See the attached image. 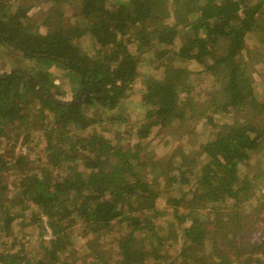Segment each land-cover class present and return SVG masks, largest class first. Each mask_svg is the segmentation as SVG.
<instances>
[{
  "label": "trees",
  "instance_id": "trees-1",
  "mask_svg": "<svg viewBox=\"0 0 264 264\" xmlns=\"http://www.w3.org/2000/svg\"><path fill=\"white\" fill-rule=\"evenodd\" d=\"M73 1L0 0V44L36 62L0 74V264H78L63 259L76 231L103 241L95 264L115 263L106 246L116 264H263L264 78L252 68L264 60V0H77L73 16L49 6ZM55 66L64 77L48 86ZM137 82L141 124L126 106ZM38 135L43 165L16 152ZM174 168L182 202L163 180ZM43 216L52 240L35 256L18 219L43 233ZM173 221L183 244L170 257L161 226Z\"/></svg>",
  "mask_w": 264,
  "mask_h": 264
},
{
  "label": "rangeland",
  "instance_id": "rangeland-1",
  "mask_svg": "<svg viewBox=\"0 0 264 264\" xmlns=\"http://www.w3.org/2000/svg\"><path fill=\"white\" fill-rule=\"evenodd\" d=\"M39 1V0H38ZM49 6H51L53 9L55 8V10L57 11H61L63 13H66L69 16H73L77 13H79V2L77 0L71 2L70 4H65V5H55L54 3H50ZM43 32V28L41 30ZM0 44V74H6L8 72H10L13 68L18 67V66H23V67H34L36 66V62L34 60H24L21 61L19 58H16L15 56H12L11 52H8L10 50V47L13 48V46L11 44H7L5 46ZM83 45L86 47V49L88 51L93 50V43L90 41L88 42H84ZM4 49H3V48ZM248 47H253V40H249L248 43ZM191 69H199V67L196 64H191L190 65ZM253 73L255 74V77L259 80L260 78H264V60H262L261 58L259 59V64H254L253 65ZM63 72L64 69L60 66H55L53 73V80L51 79L48 84V86H53L54 84H59V77H64L63 76ZM159 76H161V73L159 74ZM59 86V85H57ZM61 90L63 91H68L71 94V98L75 97V91L72 89V87H70L68 82L63 83L62 85H60ZM55 89V88H54ZM143 90V86L141 84V82H137L134 85V89L132 90L133 93L130 94L129 97H127V109L130 111L131 116H130V120L131 122H137V123H143L145 122V109L142 107L141 103H140V94L141 91ZM115 116V115H114ZM229 118H225L224 120L226 121H230L232 123H234L235 126V131L238 133H240L241 131H244L245 127L242 126L241 122L235 118L232 117L231 115H227ZM226 117V116H225ZM242 126V127H241ZM128 127L127 125H122L121 126V131L125 130ZM241 127V128H240ZM203 128L207 129V124H205V126L203 125ZM127 130V129H126ZM203 131H205V129H203ZM160 140L158 139V137H153L152 138V149L154 148V150H156V152L158 154H160L161 156L164 154H169L171 152V150L173 149L172 146H162V144L160 145ZM181 144L183 147L186 146L187 142L183 141L181 142ZM126 146H128L129 144H125ZM151 148V147H150ZM22 151L23 153H29L30 157L33 161H37V162H41V165H43L45 163L44 160V155H43V151L41 148V140L38 136H34L32 139H30L29 141L27 140V144L26 145H22L19 144L16 147V152H20ZM154 152V151H153ZM39 158H41V160H39ZM38 163H36L37 165ZM177 168V167H176ZM176 168H174V172L171 176L166 177L164 180V182L167 184V187L170 188L171 192L173 194H176L177 198L182 202V186L180 184V182L182 181V171L181 169H179L180 171H177ZM243 170V169H242ZM244 171V170H243ZM4 178H3V182L6 181L7 179V175L10 176L11 173L8 171H4ZM15 177V175H14ZM13 180V176L11 177V182ZM259 188L257 191L258 195H264V181L263 182H259ZM195 202H197L196 200H194ZM166 202L162 201L160 203V206H164L165 207ZM179 205V211L180 213H184L185 209L182 208V205ZM202 209H200L199 211H197V213H202L204 216H210V209L208 205L203 204ZM167 208L162 209L165 210L163 212V215L166 216L168 214V216L171 214L173 208H168V206H166ZM35 210L31 209L30 214L34 213ZM29 216V212L26 213ZM166 216V217H168ZM165 217V218H166ZM28 220L30 221V218H26V217H21L18 219V223H20V226H23L26 229V232H28L27 234H18V241H23L25 246H28L30 248V251L35 252V256L39 255L42 252V248H41V243L40 241L43 240L44 241V245H48L49 242L52 240L51 239V230L48 227L47 224V218L46 217H42V226L44 228V232L41 233L40 227H38V225L36 224V222L34 220H32V223H27ZM23 221V222H22ZM190 222V221H188ZM186 223L185 226H189V223ZM19 228V227H18ZM183 225L182 223H175L173 222H168L165 225L161 226V231L165 233L164 235L171 237V240L167 243V250L169 251L170 257L173 255L175 256V254H177V252L179 251V249L181 248L182 244H183V238H182V234H183ZM25 232V233H26ZM260 236H253L252 239H258ZM105 244L107 243L106 240L108 239H112V237H105ZM263 238V237H262ZM262 240V239H261ZM101 243H98L97 240L90 236V237H84L83 234L80 231H76L74 234V238H73V242H72V255L71 256H67L68 258L64 257L63 259L65 260H71L73 263H78V264H95V259L93 257V253L90 249L91 246H93L96 249H100L101 248ZM110 243V241L108 242ZM27 248V247H26ZM105 249L108 251V257L109 259L113 258V263L116 264L117 263V255L115 254V248L110 247V246H106ZM114 252V253H113ZM169 257V258H170ZM167 262V261H166ZM195 263V260L193 261ZM263 264H264V259H263Z\"/></svg>",
  "mask_w": 264,
  "mask_h": 264
},
{
  "label": "crops",
  "instance_id": "crops-1",
  "mask_svg": "<svg viewBox=\"0 0 264 264\" xmlns=\"http://www.w3.org/2000/svg\"><path fill=\"white\" fill-rule=\"evenodd\" d=\"M145 120V119H144Z\"/></svg>",
  "mask_w": 264,
  "mask_h": 264
}]
</instances>
